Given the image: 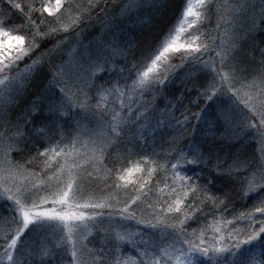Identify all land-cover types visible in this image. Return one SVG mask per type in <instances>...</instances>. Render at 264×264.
Masks as SVG:
<instances>
[{
  "label": "trees",
  "instance_id": "16d2710c",
  "mask_svg": "<svg viewBox=\"0 0 264 264\" xmlns=\"http://www.w3.org/2000/svg\"><path fill=\"white\" fill-rule=\"evenodd\" d=\"M73 1L80 3L81 9L88 5V0L86 2L65 0V7L72 8L75 5ZM111 1L100 0L98 7L94 10L89 9L91 10L89 18H82L68 32H57L44 40L37 38L36 43L39 46L37 52L54 46L58 41L70 42L77 38L78 30L81 31L90 21H97L96 17L102 12L101 8L104 9V14H100L99 20L103 17L109 19L116 9H109L112 5ZM185 1L164 0L154 10L152 17L145 18L142 22L140 18L133 19L125 24L126 26L119 27V38L123 39L126 36L129 42L124 45L123 55L117 56L118 58L114 60L116 71L99 72L96 83L107 82L105 86L111 87L112 83L119 79L121 85L125 82L131 85L135 70L155 52L161 40L182 14ZM20 2L26 3L28 0H20ZM35 2L39 6L41 0ZM213 10L208 11L205 20L200 22L198 35L201 37V43L208 42L209 33L212 32ZM32 18L39 22L41 14L34 13ZM42 18L46 24L51 22L52 26L51 17L43 14ZM133 21L138 23L133 25ZM22 22L23 17L17 14L12 17L9 24L16 26ZM19 34H24L28 38L31 35L25 28H20ZM65 36L67 39H64ZM80 39L84 42L87 40L84 36H80ZM241 48L242 56L236 59L238 67H245L249 73L254 74L262 60L261 53L264 52V24L257 27L249 43ZM187 53L176 52L171 59L162 62L158 68V77L153 80L152 86L146 87L143 94L132 96L131 120L118 138L107 131L111 143L105 149L106 158L100 167V175L98 178L95 177L91 185L86 188L94 194H101L102 198L111 195L110 205H118L122 208L126 201L137 194L136 189L139 184L117 188L115 169L121 166L131 167L139 162L144 171L136 173L133 179L140 183L148 181L145 188L147 196H140L137 203L132 205L134 212L132 217L138 221H140L139 217L142 221V216L157 215L158 218H162V214L158 212L161 205L156 202L157 197L160 196L162 200L168 199L173 187L177 189L178 194L181 192L182 182L176 178V173L171 167L179 160V163L183 164L178 170L180 175L191 177L190 183L197 187L196 193L193 194L186 185L184 186V190L188 191V197L182 207L185 208V214L194 217L186 223L184 235L188 239H194L191 235L193 232L199 236L204 230L203 239L206 244H215L219 236L223 235L224 243L230 245L233 241L228 238L229 233L235 235L239 231L240 238H243V231L250 225L256 229L260 227L258 222L253 224L246 216L241 215L248 212L255 213V207L264 205V189L258 188L245 195V185L241 183L244 175L258 171L256 144L248 134L241 133L239 129L222 120L209 87L212 75L207 68L189 60ZM49 65L54 66L55 63L50 62ZM165 70L164 76L161 75ZM249 77L251 78V75ZM43 83L45 77L39 82L29 81L26 87L27 93H24L17 105L12 106L5 120L9 133L14 132L13 125L18 123L23 133L17 140L16 148L10 154L13 163L23 166L24 172L46 180L55 172L57 167L55 163L50 169H44L41 158L38 157L31 163H26L37 155V150H43L34 130L45 121L49 113L41 109L35 112L28 111L29 104L36 99L35 96L41 90ZM92 95L95 97V89L92 90ZM209 96L212 98L209 99ZM91 103L94 105L95 99ZM107 112L106 116L100 117L110 121L113 112L108 109ZM122 114L128 115V107L124 108ZM138 115L139 119H137ZM58 124L65 134L74 127L72 121L64 117L60 118ZM180 153H184L189 159L193 156L188 154H195L199 159L194 164H186L179 159ZM145 157L148 158L147 164L143 163ZM149 168L153 169L151 177L148 176ZM108 169L112 171L108 172ZM205 191L214 195L216 199H205ZM172 198L175 199L174 196ZM150 204L154 207H149ZM193 208L199 210L193 211ZM113 212L114 216L121 215L119 209L115 207ZM104 213L109 215L110 210L102 211L101 214ZM12 216L9 206L0 203V264H11L6 260L4 252L11 236L15 234L16 225L8 223ZM255 216L257 221L264 218L260 213H255ZM226 221L232 223L226 224L224 223ZM213 227H220L221 232L213 231ZM143 241H147L148 244L145 245ZM171 241L169 237L155 238L149 232L140 233L124 242H115L111 238L100 236L99 233H93V236L86 240V246L95 258V264H116L117 259L125 260L129 257L137 259L139 264L141 251L147 249L148 252L159 255V249L170 245ZM195 242L199 243V240ZM13 256L16 264H70L71 262L67 249L53 244L35 226H30L18 239L17 247L13 249ZM162 264L173 263L162 257ZM202 264L209 262L203 260Z\"/></svg>",
  "mask_w": 264,
  "mask_h": 264
},
{
  "label": "snow or ice",
  "instance_id": "6c2138e0",
  "mask_svg": "<svg viewBox=\"0 0 264 264\" xmlns=\"http://www.w3.org/2000/svg\"><path fill=\"white\" fill-rule=\"evenodd\" d=\"M89 2L93 8L99 6L98 0L95 3H93V0H89ZM195 3L199 10L193 8L190 0L182 16V22L186 21L188 17H194L187 24L188 28H195L206 17L207 12L213 8L217 12V28L220 27L221 22L225 25H232L231 28L225 29L222 33V35L228 37L227 42L222 39L219 50H216V56L219 57L221 67L217 69L215 60L211 61L210 71L213 76L209 87L213 89V95L219 90L226 89L231 92L248 109L249 114L244 116V122L258 131L264 130V52L261 53L262 60L254 74L249 73L245 67H238V62L229 63L230 60L234 59L238 42L246 39L253 29L264 24V3L261 4L259 13L251 16L246 15L249 7L247 0H195ZM64 4L65 0H41L39 6H37L35 0H28L26 3L20 2V0H0V73L9 71L16 65L17 61L29 55L38 46L36 43L37 38L44 40L57 32L66 33L69 31V25L62 23L61 17L66 12L70 13L71 7L65 8ZM105 7H107V3H105ZM136 7H139L138 0H129V4L124 6V11L128 12ZM103 10L101 8V11ZM34 13L41 14L39 22L33 20ZM17 14L23 17V22L16 26L10 25L9 21ZM43 14L52 17L59 27H52L51 22L46 24L42 18ZM69 19H71V16H69ZM237 21H239V24ZM75 23L76 21H73V24ZM20 28H25L31 34L30 38L24 34H19ZM184 31L186 29L181 25L178 32ZM64 39H67V36ZM178 39L179 35L172 32L165 36L155 52L148 57L149 63L145 65L144 70L138 71L131 85L126 82L121 85L119 79L113 82L111 87L105 86L107 82L96 83L97 74L103 71L104 64H107L109 59L114 61L116 56L123 55V51L115 45L111 46L108 56L97 58L87 65L83 63L77 65L73 69L74 79L71 84H69L68 79H65L66 73L62 68L55 70L60 76L58 83L63 85L60 87L62 98L58 103H53L50 106L49 116L34 130L35 136L41 142L40 148L43 150H37V155L26 162L31 163L32 160L38 157L41 158L44 169H50L53 163L57 165L56 171L48 177L49 181L55 180V183L46 185L47 190L43 196L39 195V191H32L26 185L17 187L16 191L13 192L12 188L5 183V181L21 176L23 166L14 164L11 160L10 154L13 150L11 140L13 137L7 135V129L0 131V185L3 186L0 190V197L12 202L9 211L17 214L8 221V223H14L16 227L15 234L11 236L4 252L11 264H16L11 250L17 247L18 239L30 225L39 224L49 228H58L64 232L67 241L72 243L73 234L81 227L87 229L86 222L98 215L95 212H86L84 209L95 210L108 206L103 201H97L92 195L85 197L80 189L81 173L86 172L89 165L95 166L99 171L100 165L103 164L106 158L105 145L110 143L101 134L90 130L85 121H87L89 114L106 116L108 114L106 105L109 97L115 95L121 100V110L115 111L110 121H104V126L110 135L118 138L130 122L132 114L130 105L128 106V115L122 114L125 108L122 102L125 90H127L130 102L132 96L137 92L143 94L145 88L152 86L153 80L158 77V72L154 70H157L161 66V62L168 58L171 53H176L181 49L198 54L212 50L211 44L200 42L201 37L199 35L190 34V39L184 43H177ZM204 63L207 66L209 62ZM225 67H227V71L224 70ZM121 72H123V69H121ZM250 75L251 79L248 78ZM8 79V76H4L3 79H0V84H4ZM93 89H95V97L92 95ZM208 98L211 99L212 97L209 96ZM93 99L96 101L94 105L91 103ZM77 110L81 114V119L76 120L75 126L71 128L69 133L65 134L58 121L61 117H67L70 113L77 112ZM137 119H139V115ZM252 121H258V124L252 123ZM5 124H7V121L0 117V127ZM13 128L14 136L23 135L19 123L13 125ZM86 134L88 140H82V137ZM89 143L91 144L90 148H88ZM78 144H83L88 150L81 151L77 147ZM188 155H192L193 158L189 159L187 155L180 153L179 159L186 164H194L199 159L195 154ZM143 163H148L147 157L144 158ZM171 167L176 173V178L182 182L181 192L178 194L177 189L173 187L168 199L162 200L160 196L157 197L156 202L161 205L158 212L162 214V218L158 220V223H164L167 228L173 229L178 239L183 237L181 243L187 246V250L177 249L179 255H174L168 250L173 247L170 244L168 247H161L159 249L160 254L156 255L155 252H148L145 249L139 253V264H162V257L167 260L174 259L175 264H202L203 260L208 261L209 264H264V218L257 221L255 216V213H260L264 217V205L255 207V213L241 214L251 220L253 224L258 222L260 227L256 229L250 225L243 231V238H240L241 232L239 231L235 235L229 233L228 238L233 241L230 245L224 243L225 237L223 235L219 236L215 244H206L203 239L204 230L201 231L199 236L193 232L191 235L194 239H188L184 235L185 225L194 217L185 214V208L182 207L188 197V191L184 190V186L186 185L193 194L196 193L197 187L190 183L191 177L180 175L178 170L183 167V164L179 163V160ZM107 171L111 172L112 169ZM143 171L144 168L141 167L139 162L131 167L121 166L115 169V186L117 188H127L129 185L139 184L136 189L137 194L126 201L124 206L119 209L122 216L124 214L134 215L132 205L137 203L140 196H147L145 188L148 181L145 180L140 183L138 180L133 179L136 173ZM147 171L148 176L151 177L153 169L149 168ZM29 175L33 174L30 173ZM87 175L91 176L92 173L87 172ZM241 183L245 185V195L256 191L258 188L264 189V165L260 167L258 172L244 175ZM32 188H36V185L33 184ZM149 191L151 190L149 189ZM173 196L175 199L172 198ZM204 198L216 199L214 195L206 191L204 192ZM47 204H51L52 207H44ZM149 207H154V205L150 204ZM198 210V208H193V211ZM169 221L171 222L169 223ZM224 223L230 224L232 221ZM213 231L220 233L221 228L213 227ZM118 239L124 240L125 237L118 236ZM197 239L199 243L195 242ZM143 243L148 244L147 241H143ZM88 251L90 252V250ZM71 257L70 264H88L87 254L84 251L78 252L73 249ZM116 264H138V261L129 257L125 260L117 259Z\"/></svg>",
  "mask_w": 264,
  "mask_h": 264
},
{
  "label": "rangeland",
  "instance_id": "374dc122",
  "mask_svg": "<svg viewBox=\"0 0 264 264\" xmlns=\"http://www.w3.org/2000/svg\"><path fill=\"white\" fill-rule=\"evenodd\" d=\"M99 1L100 0H98V5H99ZM163 1L164 0H138L139 7H136L131 11L125 12L124 6L129 4V0H112L111 1L112 5L110 3L111 7H109V9L110 8L112 10H114V8L116 9L114 10L113 15H111L109 19H105V17H103L102 19L99 20L98 17H100V14L104 12L102 11L98 14V17H96L97 21L96 20L95 22L90 21L88 24L85 25V27L81 31L78 30L79 33L77 35V38H75L74 40L70 42H66V40H63L59 44L56 43L54 46L47 47L39 52H37V48L39 46L35 47L29 53V55L25 56L20 61H17L16 65L12 67L9 71L5 73H0V79H3L4 76L9 77V79L6 80L4 84H0V117H2L5 120V118L7 117V113L12 108V106H15L19 103V99L24 95L25 92L27 93L28 91L26 87L28 86L29 81L35 80L36 82H39L43 77H45V83H43L41 90L35 96L36 99L31 101V103L29 104L28 111L35 112L41 109L46 113H49L50 106L53 103H58L62 98L60 87H62L63 85L62 83H58V81L60 80V76L58 73H56L55 71L56 69L62 68L66 73L65 79H68L69 84H71L72 80L74 79L73 69L77 65H80L81 63L87 65L90 61L96 60L97 58H103L108 56L110 52V48L113 45L117 46L118 48L124 51L125 50L124 45H126L127 42H129V40L128 37L126 36H124L123 39L119 38L120 35V31L118 32L119 27L126 26L125 24H128L133 19L138 20L140 18V21L142 22L143 19L152 17L154 15V10L157 8L158 5H161ZM73 2L75 5L71 8V12L70 13L66 12L62 14L61 17L62 23L69 25V29L75 26L82 18L84 17L89 18V14L91 13V10H94L96 8V7L95 8L91 7L89 0L87 3L88 4L87 7L86 8L84 7L83 9L80 8L79 6L80 3H78L77 1H73ZM84 2H86V0ZM95 2L96 0H93V3ZM189 2L190 0L185 1L182 14L174 23L172 28L168 31V33L165 35L167 36L170 32L174 34H178L179 39L177 40V43H184L188 41L190 39V34L198 35V29L201 21L197 24L195 28H191V29L187 27V24L191 22L194 19V17H188L186 21L182 22L183 13ZM247 2L249 7L247 8L246 15L251 16L253 14L259 13L260 6L262 3H264V0H247ZM191 3L193 4V8L195 10H199V8L195 3V0H191ZM90 8L91 10H89ZM213 12H214V20H213L214 22L212 25L213 28H211L212 32L209 33L210 36L208 38V42H206L212 45V50L203 52L202 54L193 53L190 50L186 51L183 49L178 51L183 54L187 52H191V53H187L189 55L188 56L189 60L194 61L199 65H202L204 68H207V70L210 72L212 76L213 73L210 71L212 67L211 61L215 60L216 62L215 67L217 69L221 67L219 62V57L216 56V50H219L222 39L225 42H227L228 40V37L222 35V33L225 29L232 27L231 24L225 25L221 22L220 27L217 28V23H218L217 12L215 11V9L213 10ZM69 16H71V19H69ZM51 19L53 20L52 17ZM203 20H205V18ZM73 21H76V23L73 24ZM136 23L135 21H133V25H136ZM237 23L239 24V21H237ZM54 25L59 27L57 23L53 20L52 27H54ZM181 25L186 29V31L178 32V28ZM256 29L257 27L248 34L246 39L238 42L237 48L234 53V59L230 60L229 63L237 62L236 59L242 56L241 47L243 45L245 47L249 43V40L251 39V36L253 35ZM80 36H84L85 38H87V40H85L84 42L83 40L80 39ZM173 54L174 53L169 54L168 58L164 59L162 62L171 59ZM50 62L51 64L55 63V65L50 66L49 65ZM204 62H209V63L206 66ZM113 63L114 61L112 59H109L108 63L104 64L103 71L101 72L116 71ZM147 63H149L148 59L143 61V63L138 66V68L135 70L134 73V79L136 78L138 71L144 70V67ZM224 70L227 71L228 70L227 67H225ZM154 71L159 72L158 69ZM165 72L166 70L161 75L164 76ZM248 78L251 79L250 77ZM211 93L215 100L217 112L222 118V120L225 123L229 124L230 126L239 129L241 133L248 134V136L254 140L257 149V159L259 165L258 171H259L260 167L264 165V130L258 131L256 128L249 127L244 122V116L246 114H249L248 109L245 108L243 103L237 100L236 97L231 92L225 89V90H219L216 92L215 95H213V89H211ZM137 94L140 93L137 92L134 95ZM122 102L125 105V108L131 104V102L128 99L127 90H125V96L123 97ZM107 105H109L106 106L108 111H111L113 113L115 111H120L119 109H121V100L114 95L112 97H109ZM64 118H69L72 121L73 125L75 126V121L81 119V114L77 110V112L70 113L67 117ZM104 121L105 120L101 118L100 115L93 116L89 114L87 117V121H85V123L87 124L90 130H94L96 133L101 134L107 141H110V139L108 138L107 129L104 126ZM252 123L258 124V121H252ZM6 126L7 125L5 124L2 127H0V131H4L5 129H7ZM9 132L10 131L7 129V135L13 137L11 140V144L14 150L16 148L15 146L19 137L14 136V132L13 133H9ZM82 140H88V135L87 134L84 135L82 137ZM110 143H107L105 145V149L110 145ZM77 147L80 148L81 151H87L88 148L91 147V144L89 143L88 148H85L83 144H78ZM87 172L92 173V175L88 176ZM52 175L53 174H51L50 176ZM99 175H100V168L98 171L95 166L92 165L87 166L86 172L81 173L80 189L81 192L85 195V197H87L88 195H92L95 197L97 201H103L108 206L102 209H95V210L84 209V211L86 212L89 213L95 212L98 213V215H95L94 219L86 222L88 225L87 229L81 227L80 230L76 231L73 234L72 243H69L67 241L64 232L62 230H59L58 228H49L46 226H41L39 224L30 225V226H35L42 234L46 235V237L49 238V240L53 244L65 247L68 251L71 260H72L71 251L73 249L77 250L78 252L84 251L87 254L88 264H95V258L91 254V251L90 252L88 251L89 248L86 246V240L90 239L93 236V233H99L100 236L102 237L106 236L107 238H111L115 242H124L127 241L128 239H132L133 237L138 236L140 233L142 234L143 232H149L152 233L155 238L161 239L163 237L164 238L169 237V239L172 240L171 244L173 245V247L169 248L168 250L169 252H172L174 255H179V252L176 251L177 249L183 248L185 251L187 250V246L181 243L182 238L178 239L173 229L167 228L164 223H158V220L161 218H158L159 216L157 215L142 216V221H141V217H139L140 221H138L133 219L132 215L129 216L124 214L122 216L120 215L121 214L120 212H119L120 216H114L115 215V213L113 212L114 207L117 209H120V207L118 205L117 206H113L112 204L110 205L112 196L110 195L107 198L104 197L102 198L100 197L101 194H94L91 191H88V188H86L90 186L92 180L95 177L98 178ZM25 177H27V179H25ZM5 183H7L8 186L12 188L13 192L16 191L17 187H20L21 185H26L32 191H39V195L43 196L45 194V191L47 190L46 185L54 184L55 180L49 181L48 178L46 180L40 179L33 175H29V173H26L22 170L21 176H18L15 179H11L9 181H5ZM33 184L36 185V188H32ZM2 187L3 186L0 185V190H2ZM0 203L7 204L9 208L10 205L12 204V202L8 201L4 197H0ZM109 206H113V207L109 208ZM44 207L51 208L52 205L47 204L44 205ZM112 209L113 211H111ZM105 210L106 211L110 210L109 215L106 213H104L106 215L101 214L102 211ZM11 213L13 216L17 215L15 212H11ZM20 222L22 223V220ZM118 236H123L125 237V239L120 240L118 239ZM62 237L65 238L61 239ZM11 251L13 252V249ZM5 258L8 261L6 256ZM169 261L175 264L174 259Z\"/></svg>",
  "mask_w": 264,
  "mask_h": 264
}]
</instances>
